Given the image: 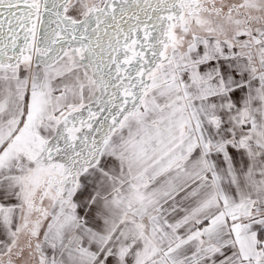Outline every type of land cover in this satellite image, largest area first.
<instances>
[{"label":"snow or ice","instance_id":"obj_1","mask_svg":"<svg viewBox=\"0 0 264 264\" xmlns=\"http://www.w3.org/2000/svg\"><path fill=\"white\" fill-rule=\"evenodd\" d=\"M0 264H264V0H0Z\"/></svg>","mask_w":264,"mask_h":264}]
</instances>
